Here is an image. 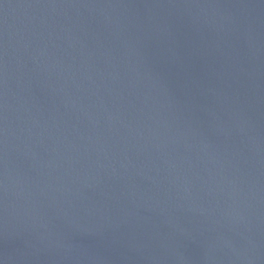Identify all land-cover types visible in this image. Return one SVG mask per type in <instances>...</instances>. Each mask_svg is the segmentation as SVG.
Instances as JSON below:
<instances>
[{"label":"water","instance_id":"1","mask_svg":"<svg viewBox=\"0 0 264 264\" xmlns=\"http://www.w3.org/2000/svg\"><path fill=\"white\" fill-rule=\"evenodd\" d=\"M0 264H264V0H0Z\"/></svg>","mask_w":264,"mask_h":264}]
</instances>
